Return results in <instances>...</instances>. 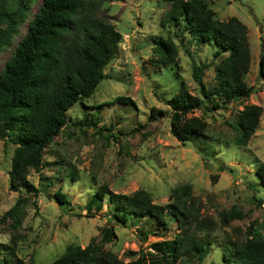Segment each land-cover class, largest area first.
I'll use <instances>...</instances> for the list:
<instances>
[{
  "label": "rangeland",
  "instance_id": "374dc122",
  "mask_svg": "<svg viewBox=\"0 0 264 264\" xmlns=\"http://www.w3.org/2000/svg\"><path fill=\"white\" fill-rule=\"evenodd\" d=\"M206 1L215 18L234 15L245 24L250 61L244 81L252 91L239 99L218 101L217 107L204 100L203 107L192 110L206 122L202 139L177 140L169 131L165 99L179 80L201 96L191 77L192 62L206 64L201 79L211 89L214 64L226 52L214 55L212 45L189 42L188 33L166 17L170 0L102 1L97 13L114 24L119 41L103 68L104 77L88 97L69 106L65 123L42 149L44 165L38 171L28 169L26 177L35 191L8 189L6 171L14 143L0 138V264H45L68 244L83 246L90 240L123 260L134 259L150 250L151 242L172 239L181 231L169 211L165 227L148 216L125 222L109 219L112 207L107 196L91 197L101 185L122 193L142 188L160 204L172 200L173 187L189 185L198 218L207 227L190 221L187 232L207 240V251L200 260L190 252L175 264H222L227 241L243 240L249 225L264 231V184L254 172L257 163H264V76L257 73L258 56L264 51V0ZM39 2L32 0L11 43L0 48V68ZM160 38L176 46L170 63L155 60ZM116 95L131 101L114 102ZM245 103L260 105L261 113L254 132L240 145L233 141L234 118ZM151 105L164 109V114L151 113ZM57 189L67 202L51 196ZM18 195L26 197L25 204L14 214H5ZM90 197L100 203L97 209L86 207ZM232 206L244 215L221 224L219 212ZM109 225L115 236L102 241L101 228ZM143 255L145 261L150 258Z\"/></svg>",
  "mask_w": 264,
  "mask_h": 264
},
{
  "label": "trees",
  "instance_id": "16d2710c",
  "mask_svg": "<svg viewBox=\"0 0 264 264\" xmlns=\"http://www.w3.org/2000/svg\"><path fill=\"white\" fill-rule=\"evenodd\" d=\"M102 1L110 0H40L36 10L27 20L25 30L16 41L11 53L0 68V138H8L14 147L7 169L8 189L20 187L35 191L28 181V169L36 171L44 165L42 149L58 133L66 121V110L77 100L88 97L104 77L103 68L113 56L120 38L119 31L105 16L97 13ZM32 0H0V48L8 46L18 23L26 18ZM166 17L188 33L189 42L206 43L214 47L213 54L226 52L214 64V86L204 87L201 76L205 63H191V77L201 96L188 91L182 80L176 90L165 99L169 107V131L179 141L202 139L206 122L192 113L204 106V100L217 107L247 96L252 86L244 81L249 67L250 51L245 24L234 15L226 19L214 17L206 0H170ZM155 60L170 63L176 55V46L168 38L156 43ZM259 77L264 76V51L257 62ZM130 100L116 95L115 101ZM154 114L165 110L150 106ZM261 106L245 103L235 113L233 141L244 145L257 127ZM96 118V117H95ZM254 172L264 184V163L255 165ZM172 200L165 204L152 201L150 194L137 188L130 193L107 190L103 185L91 197L107 196L112 207L109 219L125 222L129 218L148 216L165 227V214L170 212L181 231L172 239L150 243V250L134 259L123 260L117 254L93 240L85 245L68 244L55 258L45 264H175L177 259L190 252L197 259L204 257L208 241L187 232L188 222L207 227L198 218V210L189 196V185L175 186L170 190ZM59 203L67 202L65 193L57 189L51 195ZM88 199L86 207L97 209L100 203ZM26 197L17 196L5 214H14L24 205ZM35 205V200H31ZM94 204V205H93ZM244 212L230 207L219 212V221L225 225ZM241 241L229 240L221 252L222 264H264V231L252 226L245 231ZM115 236L112 227L101 228L102 241ZM150 258L144 260V255ZM27 264H33L31 262Z\"/></svg>",
  "mask_w": 264,
  "mask_h": 264
}]
</instances>
